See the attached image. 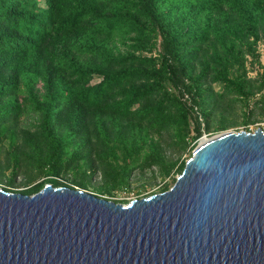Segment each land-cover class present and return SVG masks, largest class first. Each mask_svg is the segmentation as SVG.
<instances>
[{
  "label": "trees",
  "instance_id": "obj_1",
  "mask_svg": "<svg viewBox=\"0 0 264 264\" xmlns=\"http://www.w3.org/2000/svg\"><path fill=\"white\" fill-rule=\"evenodd\" d=\"M259 40L264 0H0V181L100 174L112 193L137 168L182 172L163 138L193 151L214 109L264 103Z\"/></svg>",
  "mask_w": 264,
  "mask_h": 264
},
{
  "label": "water",
  "instance_id": "obj_2",
  "mask_svg": "<svg viewBox=\"0 0 264 264\" xmlns=\"http://www.w3.org/2000/svg\"><path fill=\"white\" fill-rule=\"evenodd\" d=\"M0 264H264V128L201 140L170 188L127 203L0 187Z\"/></svg>",
  "mask_w": 264,
  "mask_h": 264
},
{
  "label": "rangeland",
  "instance_id": "obj_3",
  "mask_svg": "<svg viewBox=\"0 0 264 264\" xmlns=\"http://www.w3.org/2000/svg\"><path fill=\"white\" fill-rule=\"evenodd\" d=\"M120 46L122 49L126 48L124 44H120ZM258 52L260 54L259 62L253 61L250 54H248L247 56V67H248L249 75L260 74L261 72L264 71V41L263 40L258 41ZM96 80H98V78L94 79V81ZM38 85L40 86L41 82H39ZM262 92H264V88L258 91L256 95H259ZM246 119L247 117L244 114V107L240 102L239 103L237 102L232 106H225V107L223 106L214 109L213 113L210 116V126L206 128L205 125V129L202 132V134L199 136L197 140V144L203 139H206L210 136H213L215 134H218L226 130H231V129L254 130L257 127L264 128V103H260L259 105L255 106L253 108L252 114L249 116V120ZM203 124H205L204 119H203ZM223 124L226 125L225 128H221ZM194 131L196 130H193L192 132L194 133ZM179 148L177 149L173 145H171L170 141H168L166 137L162 139L161 151L166 156L164 157L167 160H169V158H173V159L178 158L177 163H180L181 160H186L192 155L193 151L189 146L185 148L182 147L180 149ZM162 172H163L162 166L159 164H154L151 167H146L144 169L137 168L133 171L130 177V183L127 185V187L125 186L123 188H117L112 193L108 191H100L94 186L95 183L97 184L101 183L100 174H95L92 178V183L87 187H80L76 182L72 180L71 175L61 176L60 179L66 184H69L67 186L83 188L92 191L100 196L113 199L118 202L127 203L133 198L147 196L154 192L163 191V188L166 185H169L171 187L175 183L177 176L181 173L179 170H177L176 166L167 175H165ZM43 180H46V178L45 176L42 175V176H38V178L35 179L34 181L27 183L25 181L24 176L19 175L16 177L15 183L13 185L6 183V181L5 182L0 181V187H3L10 191L25 192V190H27V187L31 186L36 182H40Z\"/></svg>",
  "mask_w": 264,
  "mask_h": 264
},
{
  "label": "bare ground",
  "instance_id": "obj_4",
  "mask_svg": "<svg viewBox=\"0 0 264 264\" xmlns=\"http://www.w3.org/2000/svg\"><path fill=\"white\" fill-rule=\"evenodd\" d=\"M203 140H205V139H203Z\"/></svg>",
  "mask_w": 264,
  "mask_h": 264
}]
</instances>
